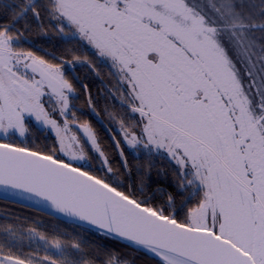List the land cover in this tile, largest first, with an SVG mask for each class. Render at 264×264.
I'll list each match as a JSON object with an SVG mask.
<instances>
[{"label":"snow or ice","instance_id":"obj_1","mask_svg":"<svg viewBox=\"0 0 264 264\" xmlns=\"http://www.w3.org/2000/svg\"><path fill=\"white\" fill-rule=\"evenodd\" d=\"M0 202V264H264V0H0Z\"/></svg>","mask_w":264,"mask_h":264},{"label":"trees","instance_id":"obj_2","mask_svg":"<svg viewBox=\"0 0 264 264\" xmlns=\"http://www.w3.org/2000/svg\"><path fill=\"white\" fill-rule=\"evenodd\" d=\"M8 207H12V206L9 205ZM3 211H5V207H4L3 203L0 202V212H3Z\"/></svg>","mask_w":264,"mask_h":264}]
</instances>
